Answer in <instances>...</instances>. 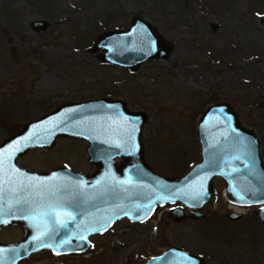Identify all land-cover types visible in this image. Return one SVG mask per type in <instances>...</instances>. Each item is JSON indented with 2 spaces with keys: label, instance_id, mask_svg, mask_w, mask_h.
I'll return each mask as SVG.
<instances>
[{
  "label": "rangeland",
  "instance_id": "1",
  "mask_svg": "<svg viewBox=\"0 0 264 264\" xmlns=\"http://www.w3.org/2000/svg\"><path fill=\"white\" fill-rule=\"evenodd\" d=\"M134 17L148 21L173 51L136 72L104 64L102 50L91 47L104 32L128 29ZM263 20L264 0H0V145L64 104L122 100L148 115L143 144L152 169L184 175L201 158L202 113L226 101L258 135L264 161ZM44 21L45 31L33 29ZM87 147L60 138L18 163L39 172L70 163L91 174ZM214 186L218 201L206 219L173 223L165 210L146 226L122 220L110 234L91 238L90 254L62 260L44 252L20 264H145L170 247L205 257L206 264H264L260 207L230 221L226 214L238 211L223 197V181ZM21 236L19 227L5 228L0 242Z\"/></svg>",
  "mask_w": 264,
  "mask_h": 264
},
{
  "label": "water",
  "instance_id": "2",
  "mask_svg": "<svg viewBox=\"0 0 264 264\" xmlns=\"http://www.w3.org/2000/svg\"><path fill=\"white\" fill-rule=\"evenodd\" d=\"M32 27L37 32L45 31L48 23ZM101 50L98 59L104 64L136 72L147 62L168 58L173 44H167L148 21L134 17L128 29L102 33L91 47L93 53ZM147 122L146 113L131 111L124 101L101 98L59 106L5 139L0 152L11 153L12 166L25 175L17 176L9 170L5 177L0 231L19 226L23 235L16 243L0 242V264H19L44 250L57 257L83 254L90 248L92 236L105 235L121 220L144 223L158 207L167 204L182 205L168 213L169 222L207 218L218 200L214 186L217 179L223 181L222 195L230 204L260 207L264 230L260 139L243 125L230 103L209 105L202 113L197 131L201 158L184 175L163 176L149 165L143 144ZM60 138L88 143L93 173L73 172L67 167L34 172L19 165L22 156L34 149L49 150ZM28 177L45 182L47 188L40 190L45 196L56 188L68 189L61 192L67 202L59 217L64 227L41 216L48 200L42 202L37 190H21V181L27 184ZM13 188L16 191L8 190ZM21 208L26 211H18ZM184 208L192 212L187 214ZM226 217L234 222L242 219L239 213H228ZM38 235L40 240L36 239ZM146 264H206V258L170 247Z\"/></svg>",
  "mask_w": 264,
  "mask_h": 264
},
{
  "label": "snow or ice",
  "instance_id": "3",
  "mask_svg": "<svg viewBox=\"0 0 264 264\" xmlns=\"http://www.w3.org/2000/svg\"><path fill=\"white\" fill-rule=\"evenodd\" d=\"M11 160H12L11 153L0 152V201L3 200V194L6 191L5 184L7 183V181L5 180V177L8 175L9 170L14 172L17 176L25 175L24 173H21L19 169H15L12 166ZM28 181L29 182L27 184H24L23 181H21L20 183L21 190H24V189L37 190V195L40 196V199L42 202L45 199L48 200L46 210L41 213V216L47 217L49 222L53 224L59 223L61 227H64V224L60 222L59 217L61 214L60 210H62L65 207L67 202H66L65 197L61 195V192H67L68 189L66 187L56 188L55 190L48 191L47 196H45L41 194V191H40L42 187L44 189L47 188V186L45 185V182L39 181V178L37 177H28ZM8 190L16 191V189L14 188L8 189ZM25 203L27 204L28 201H25ZM2 209H3V204L0 203V213H2ZM18 211L24 212L26 211V209L21 208V209H18ZM44 234L45 233H41V235H44ZM36 239L40 240L41 236L38 235ZM64 243H67V241H65ZM40 246H49V245L41 244ZM59 246H63V245L61 244Z\"/></svg>",
  "mask_w": 264,
  "mask_h": 264
},
{
  "label": "flooded vegetation",
  "instance_id": "4",
  "mask_svg": "<svg viewBox=\"0 0 264 264\" xmlns=\"http://www.w3.org/2000/svg\"><path fill=\"white\" fill-rule=\"evenodd\" d=\"M57 167H55V166H51V168L49 169V171L50 170H54V169H57L58 167H67V168H70L72 171H74L75 172V170L73 169V167H72V165L70 164V163H58L57 165H56ZM41 171H47V170H41ZM40 171V172H41ZM36 172H39V171H36ZM21 229V228H20ZM44 252H47V253H49V254H51L53 257H54V255L52 254V252H50V251H43V252H40V253H37V254H41V253H44ZM37 254H35V255H37ZM34 256V255H33ZM71 257H62V258H60V259H70Z\"/></svg>",
  "mask_w": 264,
  "mask_h": 264
},
{
  "label": "bare ground",
  "instance_id": "5",
  "mask_svg": "<svg viewBox=\"0 0 264 264\" xmlns=\"http://www.w3.org/2000/svg\"><path fill=\"white\" fill-rule=\"evenodd\" d=\"M235 209L240 212V213H246L247 212V208H241V207H235Z\"/></svg>",
  "mask_w": 264,
  "mask_h": 264
},
{
  "label": "trees",
  "instance_id": "6",
  "mask_svg": "<svg viewBox=\"0 0 264 264\" xmlns=\"http://www.w3.org/2000/svg\"><path fill=\"white\" fill-rule=\"evenodd\" d=\"M9 124V123H8ZM10 125V124H9Z\"/></svg>",
  "mask_w": 264,
  "mask_h": 264
}]
</instances>
